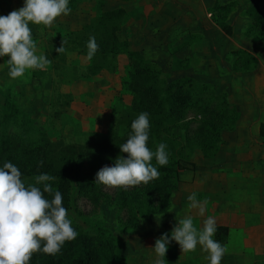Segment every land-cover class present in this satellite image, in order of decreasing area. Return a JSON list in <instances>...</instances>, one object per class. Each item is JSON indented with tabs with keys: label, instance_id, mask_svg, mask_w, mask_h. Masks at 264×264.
I'll list each match as a JSON object with an SVG mask.
<instances>
[{
	"label": "rangeland",
	"instance_id": "1",
	"mask_svg": "<svg viewBox=\"0 0 264 264\" xmlns=\"http://www.w3.org/2000/svg\"><path fill=\"white\" fill-rule=\"evenodd\" d=\"M230 1L227 12L216 6ZM263 1L133 0L125 4L123 35L130 50L156 63L164 81L189 77L196 87L210 85L240 113L234 127L221 133L212 156H204L198 148L182 156L170 208L140 219L133 229L119 228L116 206L94 208L83 197L73 199L76 221L84 227H106L119 242L125 264H155V241L164 233L170 236L176 223L187 216L198 230L210 216L216 226L228 227L227 241L219 242L226 249L220 264H264V141L259 134V124L264 122V22L256 25L248 10L260 4L263 8ZM118 4L119 0H68V15L57 17L50 27L41 24L33 39L36 54L44 55L47 39L77 31L101 10ZM223 20L232 27L231 35L221 30ZM237 49L251 53L256 63L235 64ZM8 59L0 57V107L9 92L16 110L53 141L80 145L104 135L111 118H118L131 102L124 85L125 55L118 56L116 71L103 70L85 78L80 75L87 71V57L74 53L54 58L46 70H27L17 79L8 75ZM65 96L71 100L64 105ZM198 118L187 114L173 133L176 147ZM84 171L89 169L85 166ZM104 191L111 194L113 188ZM192 194L207 201L204 215L189 208ZM206 255L199 245L194 252L183 253L171 241L164 264H209Z\"/></svg>",
	"mask_w": 264,
	"mask_h": 264
},
{
	"label": "trees",
	"instance_id": "2",
	"mask_svg": "<svg viewBox=\"0 0 264 264\" xmlns=\"http://www.w3.org/2000/svg\"><path fill=\"white\" fill-rule=\"evenodd\" d=\"M119 1L120 4L116 6L101 10L79 30L47 39L44 45V55L50 62L54 58L62 59L66 53L87 57L86 43L94 36L99 49L92 60L87 59V71L80 75L81 78L97 75L103 70L114 72L118 56H126L128 79L124 85L132 95L131 102L118 118H111L110 130L106 134L95 136L80 145L53 141L38 132L30 119L16 110L9 100V92L3 96L0 107V168L5 162H12L20 170L26 186L32 184L41 190L43 185L35 184V176L46 173L55 177L48 183L54 191L61 192L63 207L68 211L67 218L78 233L74 240L66 241L55 255L42 251L33 253L29 264H125L120 257L119 242L106 227H84L76 221L73 199L83 197L94 208L104 204L116 206L119 228L133 229L140 219L162 214L170 208L171 195L179 184L182 156L191 154L195 148L200 149L206 157L212 156L218 148L221 133L231 130L239 118L238 109L230 105L224 95L215 93L210 85L196 87L189 77L164 81L156 63L140 52L130 50L128 39L123 35V23L127 15L125 4L133 0ZM232 2L216 3V6L227 12ZM262 5L263 8L261 4L248 8L256 25L264 22V1ZM219 26L224 33L232 34V27L224 20ZM29 27L33 39L42 30L41 24L30 23ZM62 43L65 51L58 53L56 49ZM234 55V63L244 67L257 61L244 49L235 50ZM70 100L65 96L63 104H69ZM142 112L149 114L147 146L155 151L160 143H165L168 164L159 166L153 159V165L161 173L158 179L127 190L113 188L108 194L104 191L105 186L94 182L96 173L104 166H114L118 156L127 158V154L120 151V145L126 143L131 134L132 121ZM190 112L199 118L195 121V127L187 131L183 143L176 147L173 133ZM259 134L264 141V122L259 124ZM85 166L89 171H84ZM45 197L52 198L47 193ZM216 227L214 239L225 243L228 227Z\"/></svg>",
	"mask_w": 264,
	"mask_h": 264
},
{
	"label": "clouds",
	"instance_id": "3",
	"mask_svg": "<svg viewBox=\"0 0 264 264\" xmlns=\"http://www.w3.org/2000/svg\"><path fill=\"white\" fill-rule=\"evenodd\" d=\"M68 0H25L24 6L13 10L7 16H0V57L6 61L8 75L17 79L27 70H46L50 60L43 54L37 55V46L32 38L29 24L50 27L61 15H68ZM87 59L92 60L99 49L94 36L86 43ZM65 51L63 43L56 49ZM149 114L142 112L131 123V134L120 151L127 158L118 156L114 166H104L96 173L95 183L107 188L127 190L139 185H147L161 173L152 161L165 166L168 164L166 144L160 143L155 151L147 146L149 139ZM42 164V162H41ZM55 177L39 174L34 177L36 185H25L21 172L12 162H5L0 168V264H29L35 252L48 255L57 254L66 241L74 240L78 233L71 226L68 211L63 207L60 191H54L49 181ZM45 193L52 196L45 197ZM189 208L197 209L199 215L207 211V201H199L195 194L188 196ZM217 232L216 221L208 217L202 229L198 230L193 218L180 219L171 231L162 234L154 245L158 259L155 264H164L167 246L175 241L183 253L194 252L197 245L206 253L209 264H220L226 249L213 239Z\"/></svg>",
	"mask_w": 264,
	"mask_h": 264
},
{
	"label": "crops",
	"instance_id": "4",
	"mask_svg": "<svg viewBox=\"0 0 264 264\" xmlns=\"http://www.w3.org/2000/svg\"><path fill=\"white\" fill-rule=\"evenodd\" d=\"M25 0H0V16H7L13 10L24 6Z\"/></svg>",
	"mask_w": 264,
	"mask_h": 264
}]
</instances>
